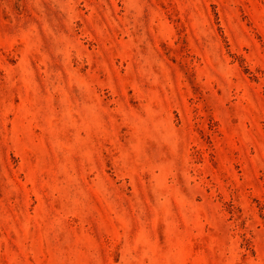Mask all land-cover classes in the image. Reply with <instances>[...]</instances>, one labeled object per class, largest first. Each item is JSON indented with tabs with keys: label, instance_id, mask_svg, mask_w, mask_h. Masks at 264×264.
I'll return each instance as SVG.
<instances>
[{
	"label": "rangeland",
	"instance_id": "rangeland-1",
	"mask_svg": "<svg viewBox=\"0 0 264 264\" xmlns=\"http://www.w3.org/2000/svg\"><path fill=\"white\" fill-rule=\"evenodd\" d=\"M0 264H264V0H0Z\"/></svg>",
	"mask_w": 264,
	"mask_h": 264
}]
</instances>
